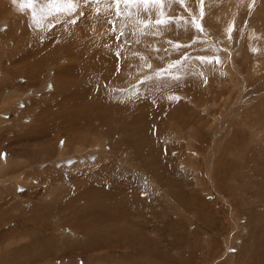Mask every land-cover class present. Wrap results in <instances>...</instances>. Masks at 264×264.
I'll use <instances>...</instances> for the list:
<instances>
[{
	"label": "rangeland",
	"instance_id": "rangeland-1",
	"mask_svg": "<svg viewBox=\"0 0 264 264\" xmlns=\"http://www.w3.org/2000/svg\"><path fill=\"white\" fill-rule=\"evenodd\" d=\"M233 3L0 0V264H264V0L236 5L229 40ZM72 141L99 142L88 166L57 156Z\"/></svg>",
	"mask_w": 264,
	"mask_h": 264
},
{
	"label": "bare ground",
	"instance_id": "bare-ground-1",
	"mask_svg": "<svg viewBox=\"0 0 264 264\" xmlns=\"http://www.w3.org/2000/svg\"><path fill=\"white\" fill-rule=\"evenodd\" d=\"M249 1L250 0H234V3H233V7H231V8H228L227 9V11H226V15H225V18H223L221 21L222 22H224L225 24H223L224 26H225V28L228 30L229 29V27L230 26H234V19H235V15H236V11H237V9H236V5H239L240 6V8H241V6H242V8H243V5L244 4H248L249 3ZM250 5V4H249ZM264 9V8H263ZM262 12H264V10L262 11ZM257 14V13H256ZM35 16H37V15H35ZM253 21V20H252ZM255 26V25H254ZM252 27V26H251ZM262 27H264V26H262ZM256 28V27H255ZM225 29V30H226ZM253 29V28H252ZM255 31V30H254ZM248 32V31H247ZM256 32V31H255ZM259 32V31H258ZM260 32H263L264 33V29L263 30H261ZM228 33V32H227ZM262 33V36L260 37L262 40H263V42H264V34ZM255 33L251 30V31H249L248 33H247V36H248V39H249V41L248 42H250V40L251 41H253L254 39H255V37L254 36H256V34L254 35ZM254 35V36H253ZM254 37V39H253V37ZM250 44V43H249ZM66 48H68V46L66 47ZM70 50V49H69ZM263 51V50H262ZM264 52V51H263ZM37 59V58H36ZM252 62V61H251ZM32 63V62H31ZM98 63V62H97ZM257 63H258V60L256 59L255 60V62H254V64H255V68L257 69V71L256 70H254V74H256V73H258V71H259V69H261V67H260V65L258 64L257 65ZM257 65V66H256ZM2 76V75H1ZM31 79H33L32 77H31ZM242 80H243V78H242ZM217 81H218V79H217ZM216 84V83H215ZM215 84H213V85H215ZM208 91V90H207ZM205 92V91H204ZM212 93H214V92H212ZM206 95V94H205ZM71 96H72V101L74 102V101H76V99H75V96H76V94L75 93H73V94H71ZM213 98H214V96H213ZM67 99H68V97H67ZM64 100V99H63ZM208 100V99H207ZM65 101V100H64ZM214 101V100H213ZM212 101V102H213ZM217 101V100H216ZM225 102V101H224ZM63 104V103H62ZM193 104V103H192ZM213 104V103H212ZM3 106H4V104H3ZM196 106V105H195ZM198 106V105H197ZM212 106V105H211ZM105 107V106H104ZM6 109H7V107H5ZM68 110V109H67ZM114 111V110H113ZM113 111H111L110 113H108V114H110V115H112L113 116V118L114 119H116V120H118V119H120V117H118L116 114H119L120 113V111H116V113H113ZM126 112V111H125ZM4 113V112H3ZM2 113V114H3ZM68 113V112H67ZM77 113V112H76ZM1 114V115H2ZM103 115L104 114H106V111H105V109H104V112L102 113ZM128 114V113H127ZM4 115V114H3ZM115 115H116V117H115ZM125 115V114H124ZM69 116V115H68ZM84 116V115H83ZM106 116H107V114H106ZM124 117V116H123ZM122 117V118H123ZM64 118H65V116H64ZM104 118H106V120H107V117H104ZM216 118V117H215ZM113 119V120H114ZM115 120V121H116ZM128 120V119H127ZM131 120V119H130ZM104 120H102L101 121V123L99 122V124L100 125H102L103 123H105V121L103 122ZM121 120H119V122H120ZM124 121H126V120H124ZM103 122V123H102ZM117 123L118 125H121V122L120 123ZM130 123H131V121H129ZM134 122V121H133ZM130 123H128V124H130ZM116 124V125H117ZM123 124V123H122ZM112 125V124H111ZM136 125V124H135ZM107 126V125H106ZM114 124L112 125V126H108V130H106V133H110L111 131H112V129L114 128ZM86 130H89V129H86ZM101 132V131H100ZM34 133H36V132H34ZM36 134H38V133H36ZM192 134H190V136H191ZM254 135H256L255 133H254ZM190 136H188V140H191L192 141V138L193 137H190ZM95 137H96V135H95ZM94 137V138H95ZM195 137V136H194ZM48 138V137H47ZM52 140H54L55 139V136L54 137H52L51 138ZM40 140H42V139H40ZM59 140V139H58ZM75 140H76V138H75ZM45 141V140H44ZM83 141V140H82ZM82 141H77L76 143H74L73 141V145L71 144V146L70 147H67V148H65V149H61L62 151L61 152H59L58 151V157H59V159H64L63 157H69V158H71V159H68V160H70L72 163L74 162V161H77V162H75L78 166L80 165V164H86L85 162L83 163L82 161L83 160H85V161H87L86 159H84V158H82L83 156V152H82V150H84L85 151V149H87V151L88 150H90L91 151V149H93V147L95 146V148H96V145L97 144H99V142L98 141H94V143L92 144V145H89L87 148H83V146H81V144H80V142H82ZM144 140H142V138H140V139H138V141H136V145L134 144V146H135V150H137V151H140L141 152V148H140V145H139V143L140 144H143V146H142V148H144V147H146V144H144V142H143ZM193 141H194V139H193ZM25 142V141H24ZM59 142V141H58ZM70 143V142H69ZM84 143V142H83ZM35 144V143H34ZM37 144V143H36ZM35 144V145H36ZM130 145H132V142H131V144ZM37 146V145H36ZM69 146V145H68ZM38 147V146H37ZM42 149H44V148H42ZM99 149H101V148H99ZM69 150V151H68ZM87 151H85V153H87ZM93 151V150H92ZM146 151V150H145ZM149 152H151L152 150H148ZM94 152V151H93ZM107 153V152H106ZM90 154V153H89ZM142 154V153H141ZM144 154V153H143ZM81 156V158H79ZM106 156V155H105ZM152 155L151 154H149V156L148 157H151ZM241 157L242 158H244V155H241ZM240 157V155H239V157L238 158H236L238 161H240V160H242V158ZM100 158V157H99ZM103 158V157H102ZM20 159V158H19ZM94 159V158H93ZM92 159V160H93ZM89 160V159H88ZM55 161V160H54ZM81 162V163H80ZM96 162V159L94 160V161H92V162H90V163H95ZM147 162L148 161H146L145 163L147 164ZM240 162H242V161H240ZM79 163V164H78ZM87 163H88V161H87ZM252 164H257V163H252ZM68 165V164H67ZM71 165H74V164H71ZM63 166V165H62ZM75 166V165H74ZM73 166V167H74ZM86 166H88L87 164H86ZM86 166H84V167H86ZM95 166H96V163H95ZM235 166V165H234ZM76 167L77 166H75V168H73L71 171H72V175L74 176L76 173H74V169H76ZM93 167V166H92ZM78 168V167H77ZM87 168V167H86ZM79 169V168H78ZM111 170V169H110ZM107 172V171H106ZM78 173V172H77ZM264 173V172H263ZM76 177V176H75ZM71 179V178H70ZM263 181V180H262ZM81 186H82V182H81V184H78V187H77V190L80 192V188H81ZM83 188V187H82ZM81 192L82 193H79V195H82L83 196V194L85 193L84 191H82L81 190ZM262 192V191H261ZM89 193V192H88ZM113 193V192H112ZM117 194V193H116ZM116 194H115V196H116ZM261 194H263V193H261ZM120 197V196H119ZM109 200V199H108ZM113 201H114V199H112V201H107L106 199H103V198H100V199H96V200H94L93 202H94V205H95V214H96V212H97V209H98V213L95 215V218L96 219H99V220H107V217H109V215L107 216V210H108V207H110V205H112V203H113ZM121 201V200H120ZM118 203H119V201H118ZM123 204V203H122ZM114 205V204H113ZM116 209V208H115ZM110 210V209H109ZM84 212V211H83ZM92 212V211H91ZM86 213V212H85ZM110 213V212H109ZM73 216V215H72ZM110 219V218H109ZM73 221H74V218H73ZM97 224V223H96ZM72 226V225H71ZM76 229H78L76 226H74ZM75 230V229H74ZM74 232V231H73ZM88 247V246H87Z\"/></svg>",
	"mask_w": 264,
	"mask_h": 264
},
{
	"label": "snow or ice",
	"instance_id": "snow-or-ice-1",
	"mask_svg": "<svg viewBox=\"0 0 264 264\" xmlns=\"http://www.w3.org/2000/svg\"><path fill=\"white\" fill-rule=\"evenodd\" d=\"M12 2L15 3H19L21 6V10L23 11L24 9H33L34 4L37 2V0H12ZM86 2V0H85ZM95 2L97 4L99 3H107L109 5L114 4L116 6V15L117 17H119L121 15L120 12V4H124L126 7H131L134 5H144L145 10H147L149 5H157L160 6L161 8L166 4V3H179L181 6H184L185 4V0H95ZM80 3V0H50V4H49V11H48V15H53L54 12L52 11V9H55V13H60V12H74L78 6V4ZM201 5H203L204 0H200ZM251 7V5L249 6ZM203 8H201V19L203 18ZM162 18L157 19L155 21L156 25H160V26H167L169 23L172 22H179V17L176 18H169L166 15H164L163 13H161ZM72 23H75V20L71 21ZM109 23H113L114 25V21H109ZM192 25L193 27L199 31V32H203L204 29L201 26V24L194 18L192 21ZM144 26L147 27V22H144ZM126 27V26H125ZM113 31H116L115 25L113 26ZM233 31L232 26L229 27L228 29V38L229 40L232 39L231 33ZM126 35L125 32V28L121 27L120 29V36L117 37V39H120L121 36ZM138 42V41H137ZM170 44H172L171 41H169ZM193 43H195V40H193ZM182 47H187L186 45H181L179 43L176 44H172V48L174 50H179ZM253 51H255V49H253ZM117 56V58H119L120 53L117 52L115 54ZM197 59L201 62V63H212L213 58H209V57H203V56H198ZM216 63H219V58L216 57L215 58ZM148 67H151V65H148ZM169 67H175V63L171 64ZM157 75H159V73H157ZM174 79H179V77H173ZM141 83H143V81H141ZM168 99H178V97H169Z\"/></svg>",
	"mask_w": 264,
	"mask_h": 264
}]
</instances>
